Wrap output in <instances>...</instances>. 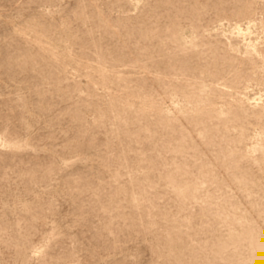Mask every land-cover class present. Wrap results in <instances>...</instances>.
<instances>
[{"label": "rangeland", "instance_id": "1", "mask_svg": "<svg viewBox=\"0 0 264 264\" xmlns=\"http://www.w3.org/2000/svg\"><path fill=\"white\" fill-rule=\"evenodd\" d=\"M0 264H264V0H0Z\"/></svg>", "mask_w": 264, "mask_h": 264}]
</instances>
